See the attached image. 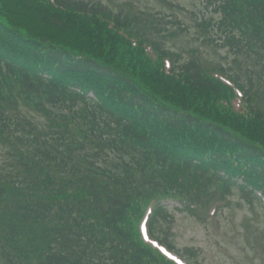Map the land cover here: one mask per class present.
<instances>
[{
	"label": "trees",
	"instance_id": "trees-1",
	"mask_svg": "<svg viewBox=\"0 0 264 264\" xmlns=\"http://www.w3.org/2000/svg\"><path fill=\"white\" fill-rule=\"evenodd\" d=\"M202 3L219 20L189 27L172 4L140 21L96 0H0V264H173L142 238L148 208L169 249L167 201L199 222L236 194L263 212L264 0ZM192 28L238 72L164 45Z\"/></svg>",
	"mask_w": 264,
	"mask_h": 264
},
{
	"label": "rangeland",
	"instance_id": "rangeland-1",
	"mask_svg": "<svg viewBox=\"0 0 264 264\" xmlns=\"http://www.w3.org/2000/svg\"><path fill=\"white\" fill-rule=\"evenodd\" d=\"M105 7L116 10L133 8L134 12H160L171 15L172 10L166 4L184 8L185 22L192 26L189 15L193 14L199 21L202 18L211 19L215 23L218 16L206 10L202 0H101ZM166 47L173 52L183 53L187 49H195L211 59L212 52L203 45V38L196 28L177 39H168ZM215 60L226 65L225 53ZM230 63V60L228 61ZM225 68H227L225 66ZM1 155V153H0ZM241 194L233 197L232 206L228 212H221L219 217L206 223L192 220L186 212L173 210L168 212L166 222L161 221L160 230L167 233L170 241L180 251L190 250L189 264H264V220L259 208L253 207L245 211L240 207ZM246 213V215H245ZM245 215V216H244ZM244 217V218H243ZM242 222H246L244 226Z\"/></svg>",
	"mask_w": 264,
	"mask_h": 264
}]
</instances>
